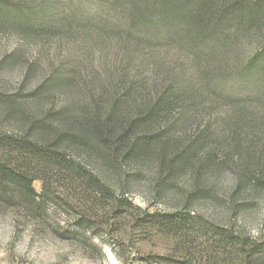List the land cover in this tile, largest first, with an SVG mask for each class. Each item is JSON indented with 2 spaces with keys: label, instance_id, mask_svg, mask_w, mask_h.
Wrapping results in <instances>:
<instances>
[{
  "label": "rangeland",
  "instance_id": "374dc122",
  "mask_svg": "<svg viewBox=\"0 0 264 264\" xmlns=\"http://www.w3.org/2000/svg\"><path fill=\"white\" fill-rule=\"evenodd\" d=\"M133 1L62 0L72 25L81 18L90 23L89 37L107 28L106 38L98 42L83 34L36 36L14 24L13 13L5 17L0 25V99L15 108L9 118L0 111V133L24 135L23 120L34 128L49 120L55 130L69 132L94 108L105 113L116 100L129 107L134 88L129 97L131 113L148 110L171 82L195 84L197 92L204 88L208 93L211 85L217 90L198 93L196 104L180 102L169 109L167 118L141 127L148 137L158 136L153 138L152 157L143 165L134 160L121 167L103 162L111 169L110 198L104 201L112 204L114 198L120 199L119 214L97 208L94 193L83 195L80 187L65 194L70 183L56 181L55 174H50L44 201L30 208L25 207L26 196L18 184L0 185V264H214L213 259L221 256L224 235L264 236V190L251 192L248 186L235 190V156L222 163V150L203 143L186 167L173 165L170 170L168 166L206 129L219 134L237 104L229 97L248 94L243 92L245 83L251 82L256 93L263 91L251 99L252 108L264 111V87L255 85H264V67L245 79L238 75L264 40V10L252 32H244L238 23L226 25L223 41L213 42L215 51L208 55L183 33V24L171 38L165 28L141 33L143 17L134 12ZM260 2L264 8V0ZM0 11L6 13L9 7ZM184 109L187 114L182 116ZM70 154L76 169L84 167L78 172L89 177L98 172L95 158L88 162L81 152ZM162 155L167 164L160 173L156 162ZM82 183V188L93 191ZM32 185L43 191L41 179ZM178 211L207 228L200 230L194 221L176 232L149 223L135 226L152 213Z\"/></svg>",
  "mask_w": 264,
  "mask_h": 264
},
{
  "label": "trees",
  "instance_id": "16d2710c",
  "mask_svg": "<svg viewBox=\"0 0 264 264\" xmlns=\"http://www.w3.org/2000/svg\"><path fill=\"white\" fill-rule=\"evenodd\" d=\"M135 1H133L136 4L134 12L143 17V22L140 23L143 26L141 33L154 34L157 28V30L165 28L167 33H171L168 38H171L172 32L179 33L178 28L182 29L183 24L185 27L183 33L189 36L193 45H202L203 53L208 55L215 51L214 45H211L213 42L223 41L221 33L226 25L238 23L243 27L244 32H252L253 24L262 17L264 10L263 6H260V0ZM0 4V8L9 7L6 13L0 11V25L4 24L5 17L13 13V23L29 28V32L36 36L62 34L76 38L83 34L98 42L105 39L104 36L109 32L107 28H104L105 33L102 32L94 38L89 37L90 23H85L81 18L76 25H72V18L67 13L62 0H0ZM122 13L126 16L127 10H122ZM236 29H238L237 26ZM225 39L228 40V38ZM262 61H264V40L248 59L246 68L238 75L245 79L253 74L255 69L264 67ZM258 84L260 89L264 87L262 83H255V85ZM251 86V82L245 83L243 92L248 93L245 96L237 93L235 97H229L230 100H236L237 104L226 116L219 134L209 128L206 129L193 141V144L186 146L182 152L176 153L169 160L170 170H173V165L186 167L204 143L218 149L217 151L222 150L223 158H225L222 163H227L231 156L236 157V162L233 164L236 191L247 186L251 192L264 190V111L259 112L258 106L252 108L254 102L251 99L263 91L256 93V89ZM207 89L208 93L204 88L197 92L195 84L181 85L171 82L153 98L148 110L143 113H131L130 98L134 95L136 90L134 88L129 92V107L125 109L116 100L105 113L94 108L92 113L78 118L76 127L69 132L55 130L49 120L44 123V127L37 128H34L32 123L26 124L23 120L24 123L22 122L20 126L21 129L25 127L27 130L24 135L0 133V185H6L9 181L18 184L22 194L26 196L25 207L30 208L33 204H41L44 201L46 191L52 182L50 174H55L56 181L62 178L70 183L71 187L65 194L69 195V192L73 194L72 190L80 187L83 195L94 193L93 200L97 208L105 210L108 207L109 210L119 214L120 199L114 198L112 204L104 201L110 198L111 169L107 170L103 162L109 160L117 167L132 160L142 165L146 163L152 151L155 150L153 138L157 139L158 136L148 137L150 135L141 127H148L150 124H155L154 122L158 119L167 118L169 109L180 102L196 104L199 100L198 93L208 95L211 90H217V87L211 85ZM127 102L126 99L125 105ZM14 108L15 105L12 103L0 99V111L6 118L13 115ZM186 114L187 109H184L182 116ZM199 116L197 114L194 118L198 119ZM162 130L163 128L158 130L160 134ZM95 149L97 153L93 155L92 151ZM71 152H81L88 162L95 158L99 164L98 172H95L93 177L78 172L77 169L81 170L84 167L76 169V163H71L73 162L70 159ZM156 164L161 173L162 168L167 164L165 156L159 157ZM36 179H41L43 183V191L40 193L32 185ZM81 180L85 181L87 187L93 191L88 192L87 188H82ZM239 206L240 203L236 204L234 210L241 211ZM194 218L190 214L179 211L152 213L138 221L135 226L142 228L149 223L154 228H165L170 232H176L188 222L194 221L200 225V230L207 228L204 223L197 222ZM220 249L221 256L213 259L214 264H264V236L262 235L227 234L220 240Z\"/></svg>",
  "mask_w": 264,
  "mask_h": 264
}]
</instances>
